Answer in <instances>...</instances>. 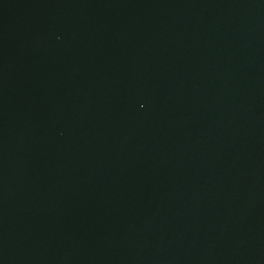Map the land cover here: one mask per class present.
<instances>
[{
  "label": "water",
  "instance_id": "obj_1",
  "mask_svg": "<svg viewBox=\"0 0 264 264\" xmlns=\"http://www.w3.org/2000/svg\"><path fill=\"white\" fill-rule=\"evenodd\" d=\"M0 264H264V0H0Z\"/></svg>",
  "mask_w": 264,
  "mask_h": 264
}]
</instances>
